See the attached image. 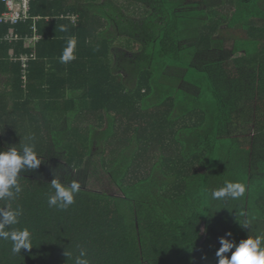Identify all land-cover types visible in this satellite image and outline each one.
<instances>
[{
	"label": "trees",
	"instance_id": "16d2710c",
	"mask_svg": "<svg viewBox=\"0 0 264 264\" xmlns=\"http://www.w3.org/2000/svg\"><path fill=\"white\" fill-rule=\"evenodd\" d=\"M121 1L34 0L0 23V150L42 158L13 202L32 247L0 240V264H72L78 244L90 264H217L226 232L264 233V0ZM53 172L81 185L66 211ZM226 181L244 196L212 200Z\"/></svg>",
	"mask_w": 264,
	"mask_h": 264
},
{
	"label": "clouds",
	"instance_id": "9594fccd",
	"mask_svg": "<svg viewBox=\"0 0 264 264\" xmlns=\"http://www.w3.org/2000/svg\"><path fill=\"white\" fill-rule=\"evenodd\" d=\"M61 31H67L61 26ZM77 40L70 37L60 57L61 63L74 60ZM34 137H28L33 140ZM42 158L38 156L34 143H24L22 146H9L0 150V240L11 242V252L19 254L21 250L31 249L32 233L27 227H16L24 215L23 208L13 206V202L23 191L20 183V173L25 170H34L40 166ZM55 172V171H54ZM50 182L52 191L47 196V205L50 208L66 211L74 202L75 196L80 191L81 185L77 181L63 184L58 175H54ZM246 185L239 182L226 181L223 186L211 191L214 201L236 200L244 196ZM242 228L249 230L250 222L244 221ZM232 233L226 232L218 238L220 247L216 250L217 264H264V233L248 235L239 242L228 239ZM78 254L65 252V256L72 260V264H90L87 249L82 245L76 246ZM230 253V255H228Z\"/></svg>",
	"mask_w": 264,
	"mask_h": 264
},
{
	"label": "built area",
	"instance_id": "2783aa9c",
	"mask_svg": "<svg viewBox=\"0 0 264 264\" xmlns=\"http://www.w3.org/2000/svg\"><path fill=\"white\" fill-rule=\"evenodd\" d=\"M33 1L34 0H0V3H2L5 8L4 11L0 13V23L13 25L21 21H26L28 18H30L31 3ZM38 38V36L34 37L31 40L32 43L36 42ZM20 40L21 38L14 34L5 35L1 39L2 42L6 43H14ZM34 57V54L30 56L22 55L18 58H13V61H20L23 67V74L25 75V71L28 68V63ZM23 78L25 79L26 77L24 76Z\"/></svg>",
	"mask_w": 264,
	"mask_h": 264
},
{
	"label": "rangeland",
	"instance_id": "374dc122",
	"mask_svg": "<svg viewBox=\"0 0 264 264\" xmlns=\"http://www.w3.org/2000/svg\"><path fill=\"white\" fill-rule=\"evenodd\" d=\"M114 1H118V2H122L123 3V1H121V0H114ZM261 5L264 6V2H262Z\"/></svg>",
	"mask_w": 264,
	"mask_h": 264
}]
</instances>
